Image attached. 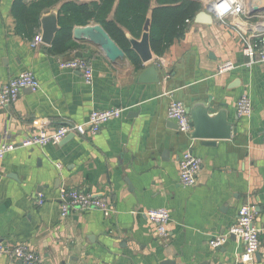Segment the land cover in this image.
Instances as JSON below:
<instances>
[{
	"label": "crops",
	"instance_id": "obj_1",
	"mask_svg": "<svg viewBox=\"0 0 264 264\" xmlns=\"http://www.w3.org/2000/svg\"><path fill=\"white\" fill-rule=\"evenodd\" d=\"M16 1L0 0V86L31 71L40 89L24 90L17 101L0 106V145L84 123L93 109L125 111L93 137L71 134L58 144L18 148L0 161V242L27 245L41 264H244L239 262L244 244L235 236L219 249L209 242L227 234L240 207L249 203L258 213L261 246L247 264H264V64H247L241 38L264 16V10L254 11L264 8V0H244L248 17L215 18L213 24L188 20L184 36L147 65L127 55L113 63L73 34L71 41L61 36L56 47L35 45L45 14L59 15L67 1L91 5L100 0H65L43 12L39 26L35 15L26 16L23 30L12 13ZM38 1L22 0L28 7ZM195 1L202 11L211 0ZM68 41L77 47L67 48ZM78 54L93 64L92 84L80 71L60 67L61 60ZM226 61L235 69L218 74ZM152 63L160 65V81L139 82ZM243 95L253 106L249 117L237 115ZM174 100L189 111L196 104L209 105L212 112L224 109L235 133L214 145L180 133L168 118ZM187 150L202 161L191 187L179 174ZM61 187L108 197L116 213L107 218L88 210L62 218ZM39 196L43 205L37 204ZM159 208L171 215L165 236L146 217ZM20 263L0 258V264Z\"/></svg>",
	"mask_w": 264,
	"mask_h": 264
},
{
	"label": "built area",
	"instance_id": "obj_2",
	"mask_svg": "<svg viewBox=\"0 0 264 264\" xmlns=\"http://www.w3.org/2000/svg\"><path fill=\"white\" fill-rule=\"evenodd\" d=\"M208 7L213 12L214 18L225 21L229 16L248 17L244 0H211ZM243 43V54L247 57V64H264V16L260 17L253 26L251 33L241 32ZM35 45L42 44V35H37L34 40ZM60 67L73 71H80L87 84H92L94 79L93 64L83 57H74L68 60H61ZM235 69L231 61L222 63L218 68V74H225ZM40 89V82L31 71H25L12 77L4 85L0 86V106L11 105L19 98L24 90L36 92ZM125 109L111 107L108 109H93L86 122L81 124H66L53 131L31 135L25 138L20 144L3 143L0 145V161L9 153L18 148L44 147L49 144H58L67 136L73 134L81 137H93L99 134L102 128L110 121L123 116ZM253 111V106L248 95H243L237 102L238 117H249ZM168 118L174 121L180 133L191 137V115L187 106L178 100L171 102L168 108ZM202 161L195 156L191 150H187L179 163V174L181 183L191 187L196 183L197 175L201 169ZM58 202L60 203L61 216L65 218L76 212L88 210H99L105 217L113 216L115 208L110 198L97 196L78 189H59ZM45 199L39 196L37 204L43 205ZM256 207L246 203L238 210L237 221L227 234L219 235L210 240L209 244L213 249L223 247L231 236H235L244 244V251L239 258V262L247 264L255 260L261 246L260 230L256 227L257 217ZM149 222L154 226L158 235L168 234V227L171 222V215L168 209L159 208L146 213ZM7 257L14 262L22 264H41L38 254L25 244H11L0 242V258Z\"/></svg>",
	"mask_w": 264,
	"mask_h": 264
},
{
	"label": "trees",
	"instance_id": "obj_3",
	"mask_svg": "<svg viewBox=\"0 0 264 264\" xmlns=\"http://www.w3.org/2000/svg\"><path fill=\"white\" fill-rule=\"evenodd\" d=\"M64 1L39 0L28 7L22 0H17L13 5L12 13L21 21L20 30H23L26 16L35 15L33 21L38 25L39 17L43 12L55 8ZM152 1L100 0L91 5L64 2L59 12L61 30L56 36L53 47L58 45L61 36L67 35V40L71 41L75 27L94 23L101 25L126 55L136 61L139 58L131 50L125 31L135 38H140L147 20L151 19L152 49L156 55L161 56L175 39L184 36L188 27L187 21H193L196 18L201 11L202 4L195 0H156L157 7L152 9ZM115 6L114 18L109 20V15ZM70 41L66 43L67 48L77 47Z\"/></svg>",
	"mask_w": 264,
	"mask_h": 264
},
{
	"label": "water",
	"instance_id": "obj_4",
	"mask_svg": "<svg viewBox=\"0 0 264 264\" xmlns=\"http://www.w3.org/2000/svg\"><path fill=\"white\" fill-rule=\"evenodd\" d=\"M264 10V8H254V11ZM214 15L210 7L200 11L195 18L197 23L213 24ZM42 42L46 45H52L60 32L59 15L57 11L52 10L45 14L41 19ZM74 40L77 42H86L101 49L107 59L113 63L119 59L125 58V51L113 40L110 34L101 25H88L76 27L73 30ZM131 50L138 56L143 65L154 62L155 53L151 44V19H148L142 36L135 38L128 37ZM78 57H82L78 54ZM159 63H152L141 73L139 82L158 83ZM191 115V137L193 139L205 140L214 145L217 140L231 138L235 133L234 124L229 120L228 112L224 109L218 112H212L209 105L196 104L190 109ZM22 264V263H20Z\"/></svg>",
	"mask_w": 264,
	"mask_h": 264
},
{
	"label": "rangeland",
	"instance_id": "obj_5",
	"mask_svg": "<svg viewBox=\"0 0 264 264\" xmlns=\"http://www.w3.org/2000/svg\"><path fill=\"white\" fill-rule=\"evenodd\" d=\"M199 3H201V2H199ZM202 7V6H201ZM202 9V8H201Z\"/></svg>",
	"mask_w": 264,
	"mask_h": 264
}]
</instances>
